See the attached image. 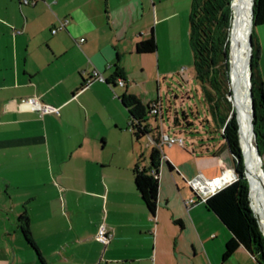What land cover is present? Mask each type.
I'll return each instance as SVG.
<instances>
[{
    "label": "crops",
    "instance_id": "1",
    "mask_svg": "<svg viewBox=\"0 0 264 264\" xmlns=\"http://www.w3.org/2000/svg\"><path fill=\"white\" fill-rule=\"evenodd\" d=\"M177 11L166 0H0V264H260L243 245L224 255L231 232L204 201L187 203L188 178L232 165L224 143H163L154 213L134 184L153 144L132 133L120 95L145 84L155 52L158 68ZM252 44L264 87V23ZM93 68L106 81L91 79ZM32 96L58 113L19 106ZM101 221L107 244L96 238Z\"/></svg>",
    "mask_w": 264,
    "mask_h": 264
},
{
    "label": "trees",
    "instance_id": "2",
    "mask_svg": "<svg viewBox=\"0 0 264 264\" xmlns=\"http://www.w3.org/2000/svg\"><path fill=\"white\" fill-rule=\"evenodd\" d=\"M252 8L251 37L253 26L264 23V0H254ZM233 24L232 0H191L189 42L193 53L195 77L201 84L212 119L219 127L223 126L221 134L224 145L228 148L237 170V178L234 181L212 193L204 202L207 208L212 210L231 232L230 238L225 242L224 255H229L238 245H243L258 258L260 264H264V234L260 231L257 218L250 207L248 184L239 169L241 161H237V158L241 160V149L238 144V123L233 89L231 90L229 63ZM253 51L252 44L250 82L254 102V141L260 153L261 167L264 171V87L255 69ZM227 70L229 74H227ZM227 78L230 89L225 83ZM227 93L229 100L231 98L230 102L232 101L234 104L233 110L229 108ZM120 100L127 108L128 124L135 137L139 139L150 132L152 128H148L145 124L150 104L144 105L141 99L132 92L122 93ZM184 118L186 119L185 113ZM173 122L179 123L176 116ZM186 123L191 124L190 121ZM161 155V150L152 146L149 152V167L140 169L135 167V187L151 213H154L157 203L158 178L153 177L149 170L153 168L157 171ZM19 218L23 220L25 215H21ZM22 222L23 234L26 240L33 245L27 223L24 220Z\"/></svg>",
    "mask_w": 264,
    "mask_h": 264
},
{
    "label": "rangeland",
    "instance_id": "3",
    "mask_svg": "<svg viewBox=\"0 0 264 264\" xmlns=\"http://www.w3.org/2000/svg\"><path fill=\"white\" fill-rule=\"evenodd\" d=\"M173 2L177 4L178 11L177 15L168 20L171 21V24L165 32L164 42H162L159 49V66L156 68L157 52H155L153 56L154 66L153 68L151 67V71H154L153 74H150L145 84L137 83L134 87L135 93H133L141 99L144 105L152 104L153 102L158 106L161 105L162 117L160 116V112L157 114V117L154 118V113L151 112V114H149V107L146 118L150 123L157 125L159 130L162 129L167 133L177 134L183 138V146L177 143H174V145L169 147L164 145V151L170 148H172V150H177L175 149L176 147H189L191 145L189 142L192 138L196 139L197 137L203 136L208 137L209 142L214 146V151H216L218 147L224 143L221 134L223 126L219 127L212 119L208 109V103L204 98L201 84L195 77L193 53L189 42V11L191 0H166L168 9ZM227 74H229L228 70ZM225 83L227 88L230 89L228 78ZM232 89L233 85L231 84V90ZM233 97L235 99L234 90ZM247 97L249 98V106L251 108L250 84L247 89ZM227 100L229 102V108L233 110L234 104L232 101L231 104V98L229 100L228 93ZM125 110L127 112L126 108ZM184 113L186 114V119L184 118ZM175 116L179 120V123L175 124L173 122ZM206 117L208 118V121L206 120ZM187 121H190L191 124H187ZM239 134L240 133L238 132L241 160L237 158V161H241V164L239 163V169L246 178L249 202H251L249 194L250 180L249 178L247 179L249 174L248 167L245 154L243 153L244 149L241 142V136ZM251 148L254 150L253 145ZM232 165L234 166L233 163ZM252 203L254 208L253 199ZM259 228L263 233L264 228L260 223Z\"/></svg>",
    "mask_w": 264,
    "mask_h": 264
},
{
    "label": "bare ground",
    "instance_id": "4",
    "mask_svg": "<svg viewBox=\"0 0 264 264\" xmlns=\"http://www.w3.org/2000/svg\"><path fill=\"white\" fill-rule=\"evenodd\" d=\"M252 0H232L234 24L230 42V73L236 102V119L238 132L244 149L248 178L250 180V197L254 201L253 211L264 228V190L259 160L252 150L253 134L251 132V108L247 89L250 84L248 68V33ZM238 114V115H237ZM239 117V118H238ZM240 121V122H239ZM255 209V210H254ZM264 234V232H263Z\"/></svg>",
    "mask_w": 264,
    "mask_h": 264
},
{
    "label": "built area",
    "instance_id": "5",
    "mask_svg": "<svg viewBox=\"0 0 264 264\" xmlns=\"http://www.w3.org/2000/svg\"><path fill=\"white\" fill-rule=\"evenodd\" d=\"M36 0H20L21 3L24 4H33ZM46 2V0H44ZM48 3V2H47ZM67 22V18H62L58 20L56 26L51 29V32L54 33L57 29L63 28ZM83 37H80L79 40H83ZM91 79H98L101 81H106V78L102 75V73L97 69L93 68L91 74ZM117 82L119 84H123L124 80L122 77L117 78ZM20 107H27L30 109L38 110L40 114L45 112H56L58 113V107L40 101L37 97L32 96L26 99H23L19 102ZM154 113L157 115L161 112V105H157L155 102L150 104V111L149 114ZM161 116V114H160ZM150 142H152L153 146H156L161 150V146L163 143H167L168 145L177 143L183 145V138L178 136L177 134L167 133L166 131L160 129L158 139H155L149 132L146 133ZM163 157V155H161ZM149 173L153 177H158L157 171L153 168L149 170ZM237 178V171L233 165L223 166L221 170L211 176H207L201 171L196 172L192 177L188 178L186 181L195 193L196 197H189L187 199V203H194L195 201H205L208 196L212 193L217 191L218 189L222 188L223 186L231 183ZM112 236V232L109 229V226L106 224L105 221H101L98 224L97 231H96V238L100 240L103 244H107Z\"/></svg>",
    "mask_w": 264,
    "mask_h": 264
},
{
    "label": "water",
    "instance_id": "6",
    "mask_svg": "<svg viewBox=\"0 0 264 264\" xmlns=\"http://www.w3.org/2000/svg\"><path fill=\"white\" fill-rule=\"evenodd\" d=\"M253 1L251 2V15H250V24H249V33H248V47H249V55H248V68H249V79H250V59H251V56H252V37H251V31H252V12H253V8H252V5H253ZM250 98H251V132L253 134V146H254V150H255V154L257 156V159L259 160V166H260V171H261V175H262V181H263V190H264V171L261 167V156H260V153L258 151V148L255 144V132H254V129H253V117H254V102H253V99H252V90H251V82H250ZM245 174H246V171H245ZM247 177V175H246ZM248 179V177H247ZM249 182V180H248ZM249 189H250V185H249ZM250 207L253 211V208H252V204L250 202ZM253 214L256 216V214L253 212ZM257 218V222H258V225H259V219L258 217Z\"/></svg>",
    "mask_w": 264,
    "mask_h": 264
}]
</instances>
